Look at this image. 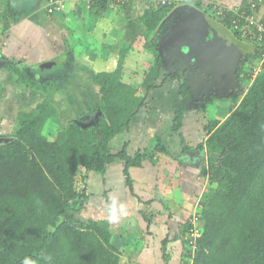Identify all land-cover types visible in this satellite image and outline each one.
Returning a JSON list of instances; mask_svg holds the SVG:
<instances>
[{
	"label": "trees",
	"instance_id": "1",
	"mask_svg": "<svg viewBox=\"0 0 264 264\" xmlns=\"http://www.w3.org/2000/svg\"><path fill=\"white\" fill-rule=\"evenodd\" d=\"M55 1L58 0L46 3L45 14L50 17L64 12L68 5L64 0L65 9L54 11ZM86 1L92 10L97 8L95 19L101 20L103 15L99 11H106L109 3L115 4L109 0ZM39 3L9 0L0 11V36L30 20L39 10ZM188 4L219 19L227 28L234 27L230 8H222V16L210 0H193ZM176 7L175 2H150L140 17L145 33L120 43L115 71L93 76L100 99L96 110L101 113L99 117L87 126L71 123L54 140L45 130L56 119L58 110L46 97L63 77L44 80L36 76L26 59L2 57L0 69L16 77L23 89L45 98L35 109L20 112L16 131L5 136L9 141L0 142V264H23L26 257L36 264H128L123 252L113 245L110 224L85 216L91 199L87 178L91 172L104 173L108 165L121 160L125 163L128 187L133 191L129 170L142 167L151 157L142 150L129 155L127 144L113 154L110 144L130 129L143 109L150 108L148 94L161 86L157 82L163 63L157 52V36L166 35L167 17ZM240 10L251 20L246 24L245 18L240 17L233 34L252 45L255 51L244 62L261 61V73L225 121L207 123L203 128L207 140L196 147L217 158L210 165L205 162L201 171L207 187L200 201L199 233L196 238L190 237L194 226L190 222L184 235L192 264H264V29H257L258 24L264 25V0H253ZM246 25L253 27L252 33L250 27L243 30ZM138 47L153 55L150 68L144 73L137 72L133 65ZM245 69L241 63L236 70L237 80L251 79V72ZM170 78L176 79L181 89L182 101L171 122L185 153L194 149L186 145L182 134L185 115L194 109L189 107V76L177 71L166 75L165 81ZM206 94L191 103L198 105L197 113L205 116L207 108L219 99ZM161 143L158 138L157 152H165ZM184 258L183 264H189Z\"/></svg>",
	"mask_w": 264,
	"mask_h": 264
},
{
	"label": "crops",
	"instance_id": "2",
	"mask_svg": "<svg viewBox=\"0 0 264 264\" xmlns=\"http://www.w3.org/2000/svg\"><path fill=\"white\" fill-rule=\"evenodd\" d=\"M151 1L153 0H130L124 6L109 3L106 11H99L103 15L102 20L93 17L97 8L89 11L90 14H81L82 12L79 10L78 15L83 18L81 21L75 19L78 16L73 12L68 13L66 18H63L64 14H62L63 25H58L57 21L56 27L51 29V33H58L62 30L61 26L67 30L70 29L71 32H67L69 35L67 40L70 43L58 42L56 37L53 41L45 39L44 43L37 41L35 45H32L29 43L32 37H30L32 25L28 22L35 21L32 18L26 19L10 29L12 33L20 35L16 36L17 42H21L19 50L11 51L9 49V54L3 52L1 55L17 60L26 59L31 69L36 71H39L40 68L43 71L44 68H48L42 67L44 64H51V69H46V72L51 71L52 74L53 68L72 64L73 54L70 55V62L56 57V53L61 49L59 47H63L64 44L72 45L78 50L82 48L81 51L83 50L85 54L83 60L76 61V70H78V64H83L82 70L85 73L88 72L89 75L90 71L94 73L113 72L118 65L120 43L133 41L145 33L140 17ZM210 1L218 10L220 7L242 8L253 0ZM71 5L68 3V10ZM173 12L167 17L166 35H158V41L160 40V49L163 55L172 52L174 57L178 58V52L183 51L184 48L183 45L176 44L177 40L173 39L170 32L175 29H173L175 21L183 16V11H175L176 13L172 15ZM207 16L210 17L209 14ZM86 19H88L87 25L82 24ZM213 20L221 22L219 19ZM81 24L83 27L80 26ZM61 35L60 32L58 36ZM6 36L8 37L7 34L3 37ZM62 37L64 36L62 35ZM137 49L142 51L144 48L138 47ZM184 51L187 53L186 49ZM142 54L144 55V52ZM187 55L188 57L183 55V59L179 57L177 61L170 62L169 64L173 65H169V67H166L167 64L163 62L165 67H163L161 78L157 82L161 86L148 94V101L151 102L150 108L143 109L132 122L130 129L115 137L110 144L113 154L122 151L126 144L128 145V154L131 156L139 150L152 154L142 167H132L129 170L130 177L134 182L133 191L128 187L125 163L121 160L108 165L104 173L91 172L87 178L91 199L86 207L85 216L94 220H105L110 224L113 245L123 252V259L128 264H183L184 241L186 240L184 235H186L187 225L195 216L201 219L200 201L207 184L199 170L202 159L196 157L194 152L199 150L195 148L196 145L203 143L200 139L203 135V126L202 132L199 133L200 138L193 133L190 135L186 125L183 126L182 134L186 145L194 148L184 153L180 138L172 131L171 122L172 116L182 101L181 89L176 79L170 78L165 81L166 75L177 71L190 77L187 66L190 54L187 53ZM69 83L68 77L62 78V91L65 94L68 93V90L71 91L67 85ZM87 92L90 96H96L94 87L89 86ZM97 107L96 105L93 107L90 103L91 110L96 111ZM169 107H172L171 110L165 111ZM191 136H195V138ZM158 138L162 141L161 145H165V152L155 150ZM114 200L118 205L123 203L128 214L122 215L117 222L110 223L108 208Z\"/></svg>",
	"mask_w": 264,
	"mask_h": 264
},
{
	"label": "rangeland",
	"instance_id": "3",
	"mask_svg": "<svg viewBox=\"0 0 264 264\" xmlns=\"http://www.w3.org/2000/svg\"><path fill=\"white\" fill-rule=\"evenodd\" d=\"M8 1L9 0H0V11L3 10L4 5ZM37 1L40 2L39 10H37L35 15L30 17L35 22H28V23H31L32 25V27L30 28V31H31L30 37L31 36L32 37L29 41V43H31L32 45H35L37 41L38 42L40 41V43H44L45 39L53 41L55 40L56 37L58 38L57 39L58 42H68L67 38L69 35L67 34V32L70 33L71 32L70 29L67 30L66 28L61 26L62 30L59 29L60 31L58 33H51V29L56 27L57 21H58V25H63L62 14H64L63 18H66L68 16L67 15L68 13L73 12L75 13L76 16H78V17H75V19L76 20L78 19L81 21L83 20V18L81 15H78L79 10L82 12L81 14H84V13L90 14L89 11H93L91 10V5H88V2L86 0H67L68 3L72 4L70 9L68 10L69 6H67L66 9L62 8L63 10L65 9L64 12L57 14L55 18H53V17L48 16V14H45L46 8H47V4H46L47 0H37ZM186 6H192V5H188V3H183V6H177V8L186 7ZM222 8L224 7H220V9ZM239 10L240 8L231 9L233 13ZM183 13L185 15L187 14L184 10H183ZM184 14H183V19L185 18ZM263 16H264V13H263ZM93 17L95 16L93 15ZM179 19H181V17L175 21L176 24ZM87 22H88V19H86L82 24L87 25ZM82 24L80 25L81 27H83ZM248 27L250 26L247 25L246 29ZM263 27H264L263 24H258L257 29L262 30ZM13 28L14 27H12V29ZM252 28L253 27L249 28V32L251 33L253 32L251 30ZM227 29L231 33L234 31V29L232 28H227ZM60 32L64 37H62V35L58 36ZM6 34L8 35V37L0 36V53L4 52V54L5 53L9 54V51H8L9 49L11 51L12 50L16 51L17 49L19 50V47L21 46L19 44L21 42L20 43L17 42L16 36H20V35L17 33H12L11 31L7 32ZM198 34H200V32ZM12 35L14 36L13 38H12ZM233 36L235 37L234 34ZM158 37L159 36H157V39ZM159 41H158V46H157V52H158L159 57L162 58V63L165 62L167 64L166 67H169V65H173L169 63L173 61L174 62L177 61L179 57L183 59L182 50L178 52V56H179L178 58L174 57L172 52L166 55H163L160 49L161 43ZM195 42L196 44L203 45L205 46V48H207L208 52H206L207 54L206 56L209 58L208 59L209 62L217 66V61H216L217 57L210 53V51L212 50V47L214 48V46L216 45L214 44L215 40H214L213 31H209L208 29H206L205 37H202V36L195 37ZM31 44H28V45L32 46ZM1 47L4 49V51ZM59 48H58L59 51L56 53L57 54L56 57H61L67 60L66 62H70V55L73 54L74 59L71 62L73 65L71 64V65H64L65 67L64 66L55 67L52 69L53 70L52 74H51V71L46 72V69L41 71L42 73L41 72L39 73L36 70H32L34 71V73L36 74L38 78H41L44 80L45 79L49 80V79L58 78V77L61 78L63 74H64L63 78H66V77L69 78L70 85L69 84L67 85L71 89V91L68 90V93L65 94V92L62 91V85L60 82L46 97L49 101H51L53 104L56 105L57 110H58V115L56 119L52 121V123L48 124L45 130V134L51 140L55 139L59 131L67 129L71 125V123L79 122L83 126H87V125L92 124L93 121L96 120L98 116L101 114L100 112L95 111L94 109L91 110V108H89L90 103H92L93 107L96 105L98 106L97 108H99L100 106L98 90L94 86V83L92 80L95 73L93 71H90L91 76L89 75L88 72L85 73L82 70L83 64L81 65L78 64V70L75 69L76 61L83 60L82 58H84L85 56L83 50L81 51L82 48L78 50L72 45L66 46L65 44L63 45V47H59ZM119 48H120V45H119ZM143 52H144V55L142 54ZM184 54H187V53L184 52ZM249 55L250 54L246 56H249ZM2 57H6V56L1 55L0 62L1 61L3 62ZM186 57H188V55H186ZM152 61H153V55L151 53H149L145 49H143L142 51H139V49H137V53L134 55L133 65L137 72L144 73L146 70L150 68ZM192 63H196V61L194 60ZM1 64L2 63H0V65ZM243 64L246 66V69H245L246 72H251V75H252L251 79L250 80L243 79L242 77V79L237 80V77L235 75V80H234L235 84L233 87L221 86L220 84L218 85L213 78L207 81V78L204 77L202 81L197 83L196 81H194V79H190L189 77V86L191 87V92H190L191 103H195L197 102L198 99L203 98L205 95H207L206 94L207 92H209V95L213 94L214 96L219 98L217 102H215L212 106L207 108L208 117L205 116L204 113H199V112L197 113L196 107H198V105L191 104V103L189 104V107L190 108L193 107L194 109L193 111H187L185 118L183 120V124L186 125L187 131L190 133V135L193 133V134H196L200 138L199 133L202 132V126L204 128L207 125V123L209 124V121H213V122L215 120H221L222 122L225 121L229 117V115L233 111H235V109L241 103L245 95L244 93L248 89L251 88L256 77H258V75L261 73V66H262L261 61H256L253 64H249V63L247 64L244 62ZM236 65L237 64H235V66ZM198 67L200 68V66ZM192 69L194 68L192 67ZM217 69H218V66H217ZM211 71H212V68L210 67L206 69L207 74H209ZM190 73L192 74L193 78L197 76V73H195L194 70L190 71ZM89 86L94 87V93L96 95L95 97L94 95L93 96L88 95L89 93L87 92V90ZM44 98L45 97L42 94L23 89V87H21L20 85L16 83V77L11 76L5 73L4 70L0 69V134H1L0 136H3L2 137L3 139L0 140V142L9 141L7 140L5 136H9L13 132L16 131L17 126H18L17 118L20 112L25 111V110L30 111V110L35 109V107L38 104H40L44 100ZM171 108L172 107H169L168 109L165 108L166 109L165 111H170ZM202 134H203L202 138L200 139H202V142L204 143L207 140L208 136L206 135V132L204 130ZM191 137L195 138V136H191ZM198 145H196V147ZM194 155L202 159L200 162L201 165H199V170L201 171L204 167L203 162H206V164L210 165L217 158V156L215 155H212L206 152L202 153L200 150H197L196 152H194ZM78 184L82 186V182L80 180ZM88 217L89 216H86V218ZM186 251L187 250L184 251L185 256L187 257V259L185 260L189 262V264H192V261L191 259H189L188 254H187L188 251L187 252Z\"/></svg>",
	"mask_w": 264,
	"mask_h": 264
},
{
	"label": "water",
	"instance_id": "4",
	"mask_svg": "<svg viewBox=\"0 0 264 264\" xmlns=\"http://www.w3.org/2000/svg\"><path fill=\"white\" fill-rule=\"evenodd\" d=\"M180 10H184L187 14L185 15L183 13L185 18L183 19V16H181V19L178 20L177 24H174L173 29H175L171 30L170 34L175 41L177 40L176 44L183 45V55H187L184 54L185 49L187 50V53L190 54L187 66L189 71L194 70L195 73H197L195 78H193L190 73V79H194L197 83L202 81L205 77L202 72H206V69L210 67L212 68V71L209 74L206 73L207 81L213 78L218 85L233 87L237 70V65L235 66V64H238L239 60L245 55L251 54L253 47L244 41L236 39L225 26L216 20L211 19L205 13L196 8L186 6L177 8L175 11L179 12ZM175 11L172 15L176 13ZM206 29L213 31L215 40L214 44L216 45L214 48L212 47L210 53L217 57L216 61L218 69L215 64L213 65L209 62V58L206 56V52H208L207 48L203 45L196 44L195 42V37H205ZM199 32L200 34H198ZM233 55L234 58L236 56V63L235 60H233ZM229 58H232L230 62L228 61ZM194 60L196 63H192ZM227 61L230 64H228ZM50 66L51 64H44L42 67ZM198 66H200V68ZM192 67L194 69H192Z\"/></svg>",
	"mask_w": 264,
	"mask_h": 264
},
{
	"label": "built area",
	"instance_id": "5",
	"mask_svg": "<svg viewBox=\"0 0 264 264\" xmlns=\"http://www.w3.org/2000/svg\"><path fill=\"white\" fill-rule=\"evenodd\" d=\"M109 1H111V2H113V3H115V4H118V5H125V4H127L130 0H109ZM190 1H193V0H155V2H156V4H158V5H160V4H162V5H171L172 3H177V5H180V4H183V3H188V2H190ZM64 6V0H58V1H55L54 3H53V10L54 11H56V10H60L62 7ZM217 12H218V14L220 15H222V9H220V8H218V10H217ZM223 16V15H222ZM232 25H234V29L236 28L235 26H237L238 25V23H239V21H240V19L242 18V20L244 19L245 20V22H246V24H248V22L247 21H249L250 22V20H251V18H249V17H247V16H245V13L244 12H242L241 10H239V11H236L235 13H233L232 12ZM241 17V18H240ZM252 22V21H251ZM256 23H258V22H256ZM247 26V25H246ZM246 26H243V30L245 29L246 30ZM263 29H264V27H263ZM262 29V30H263ZM197 216H195L193 219H192V223H193V228L191 229V231H190V237H193V238H196V236L198 235V233H199V230H198V222H199V220H200V217H197Z\"/></svg>",
	"mask_w": 264,
	"mask_h": 264
},
{
	"label": "clouds",
	"instance_id": "6",
	"mask_svg": "<svg viewBox=\"0 0 264 264\" xmlns=\"http://www.w3.org/2000/svg\"><path fill=\"white\" fill-rule=\"evenodd\" d=\"M190 3V2H189ZM183 5V4H180ZM177 5V6H180ZM177 8V7H176ZM198 10V9H197ZM200 11V10H199ZM202 12V11H201ZM204 13V12H203ZM218 21V20H217ZM219 22V21H218ZM220 23V22H219ZM224 26V25H223ZM233 28V27H232ZM234 29V28H233ZM233 33V32H232ZM243 41V40H242ZM245 42V41H244ZM249 44L248 42H246ZM250 45V44H249ZM252 46V45H251ZM254 50V49H253ZM255 51V50H254ZM253 52V51H252ZM252 54V53H251ZM250 54V55H251ZM128 213L126 211V206L123 203H120L119 205L114 200L113 203L108 208V221L110 223L117 222L122 215L126 216ZM23 264H36L34 260H32L29 257H26L23 261Z\"/></svg>",
	"mask_w": 264,
	"mask_h": 264
},
{
	"label": "flooded vegetation",
	"instance_id": "7",
	"mask_svg": "<svg viewBox=\"0 0 264 264\" xmlns=\"http://www.w3.org/2000/svg\"><path fill=\"white\" fill-rule=\"evenodd\" d=\"M221 23V22H220ZM221 24H223L224 25V23H221ZM225 26V25H224ZM224 58H226V57H224ZM245 58H246V55L239 61L240 63H244V60H245ZM230 60H232V58L230 59L229 58V62H230ZM233 60H235V63H236V56H235V58H234V55H233ZM228 61H227V63H228ZM238 62V64H237V69L240 67V63ZM228 64H230V63H228ZM205 77L207 76V74H206V72H203L202 73ZM207 78V77H206Z\"/></svg>",
	"mask_w": 264,
	"mask_h": 264
}]
</instances>
